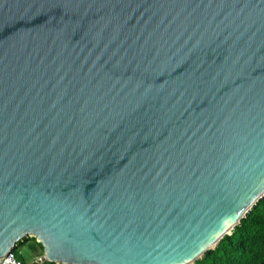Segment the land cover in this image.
I'll return each instance as SVG.
<instances>
[{
    "label": "water",
    "instance_id": "95a60500",
    "mask_svg": "<svg viewBox=\"0 0 264 264\" xmlns=\"http://www.w3.org/2000/svg\"><path fill=\"white\" fill-rule=\"evenodd\" d=\"M264 199V0H0V259L193 264Z\"/></svg>",
    "mask_w": 264,
    "mask_h": 264
},
{
    "label": "trees",
    "instance_id": "16d2710c",
    "mask_svg": "<svg viewBox=\"0 0 264 264\" xmlns=\"http://www.w3.org/2000/svg\"><path fill=\"white\" fill-rule=\"evenodd\" d=\"M27 239H23L22 242ZM38 244L39 248L37 244H33L30 252L36 255L43 254L44 248L40 243ZM16 257L23 264H28L26 255H16ZM46 264L55 263L46 262ZM193 264H264V199L260 200L241 220L232 235L225 236L212 251L207 252Z\"/></svg>",
    "mask_w": 264,
    "mask_h": 264
},
{
    "label": "rangeland",
    "instance_id": "374dc122",
    "mask_svg": "<svg viewBox=\"0 0 264 264\" xmlns=\"http://www.w3.org/2000/svg\"><path fill=\"white\" fill-rule=\"evenodd\" d=\"M38 243H39V239L38 238L28 237V239L25 240V242H22V244L18 246V248L16 249V252H18L19 255H21V254L22 255H26L27 260H28V264H35L37 258L42 256V255H33V254L28 255L27 251L33 249L32 248L33 244H37V246L39 248V244ZM38 250L41 251L40 249H38ZM43 256L45 257V255H43Z\"/></svg>",
    "mask_w": 264,
    "mask_h": 264
},
{
    "label": "built area",
    "instance_id": "2783aa9c",
    "mask_svg": "<svg viewBox=\"0 0 264 264\" xmlns=\"http://www.w3.org/2000/svg\"><path fill=\"white\" fill-rule=\"evenodd\" d=\"M41 264L45 262V258L39 260ZM0 264H22L20 260L17 259L16 255H7L0 259Z\"/></svg>",
    "mask_w": 264,
    "mask_h": 264
},
{
    "label": "clouds",
    "instance_id": "9594fccd",
    "mask_svg": "<svg viewBox=\"0 0 264 264\" xmlns=\"http://www.w3.org/2000/svg\"><path fill=\"white\" fill-rule=\"evenodd\" d=\"M262 200V199H261ZM246 217V216H245ZM241 222V221H240ZM240 224V223H239ZM238 224V225H239ZM232 233H233V231H232ZM232 235V234H231ZM226 236H230V235H226ZM25 238H28V237H25ZM24 238V239H25ZM23 240V239H22ZM22 242V241H21ZM20 243V242H19ZM39 243L42 245V243L39 241ZM219 243V242H218ZM18 246H19V244H18ZM42 247H43V245H42ZM216 247V246H215ZM215 247H213V249L215 248ZM18 248V247H17ZM16 248V249H17ZM44 248V247H43ZM213 249H211V250H209V251H212ZM30 251V250H29ZM29 251H27V254L28 255H30V254H33V255H36V254H34V253H32V252H29ZM208 251V252H209ZM206 254V253H205ZM204 254V255H205ZM9 255H19V253L18 254H16V251L15 252H13V253H11V254H9ZM22 255V254H21ZM40 255H47L46 253H45V251H43V254H40ZM44 257V256H43ZM43 257H41V258H43ZM41 258H39L38 260H36V262H35V264H41L40 262H39V260L41 259ZM45 258V257H44ZM18 259V258H17ZM46 259V258H45ZM19 260V259H18ZM46 262H47V260H45V262L43 263V264H46ZM22 263V262H21ZM23 264V263H22Z\"/></svg>",
    "mask_w": 264,
    "mask_h": 264
}]
</instances>
